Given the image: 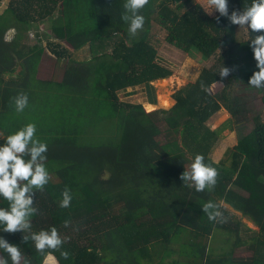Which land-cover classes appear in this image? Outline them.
I'll list each match as a JSON object with an SVG mask.
<instances>
[{
  "label": "trees",
  "instance_id": "16d2710c",
  "mask_svg": "<svg viewBox=\"0 0 264 264\" xmlns=\"http://www.w3.org/2000/svg\"><path fill=\"white\" fill-rule=\"evenodd\" d=\"M125 2L7 0L0 10V144L35 123L36 138L48 146L43 163L50 175L42 191L34 190L38 212L31 217L32 228L8 233L0 224V236L19 246L31 264H42L49 252L58 264H264V119L254 117V127L226 151L227 161L209 157L220 133L246 112L244 97L212 86L223 81V66L232 69V82L249 85L258 71L250 40L262 33L247 29V38L238 39L226 17L204 10L205 0H149L141 9L143 29L131 36L121 18ZM251 3L228 0L229 12ZM45 22L52 38L64 40H47L51 53L66 60L60 80L34 75L41 48L23 52L16 44L19 34L6 38L12 28ZM153 25L165 32L168 44L193 58H224L178 88L171 106L146 111L142 102L120 95L142 87L146 102L158 105L152 82L170 77L172 70L157 60ZM78 35L85 39L72 45ZM65 40L86 46L88 57L73 58ZM20 57L29 63L25 74H7ZM21 92L28 106L17 112L13 98ZM261 100L264 105V91ZM221 109L230 118L211 129L207 121ZM196 154L218 170L214 189L197 192L180 179ZM65 187L72 200L61 208ZM208 201L220 205L229 224L208 219L202 210ZM220 201L258 228L249 230L248 258L232 256L242 241L241 221ZM8 206L0 196V207ZM53 226L65 239L60 250L41 254L31 239L23 241L31 231ZM0 257L12 264L2 249Z\"/></svg>",
  "mask_w": 264,
  "mask_h": 264
},
{
  "label": "clouds",
  "instance_id": "9594fccd",
  "mask_svg": "<svg viewBox=\"0 0 264 264\" xmlns=\"http://www.w3.org/2000/svg\"><path fill=\"white\" fill-rule=\"evenodd\" d=\"M148 2L149 0H126L124 3L125 12L121 18L128 23V32L131 36H136L143 29L145 17L141 14V9ZM202 7L208 14H212L215 10L234 25L262 33L250 40L258 71L253 72L248 83L255 88L264 87V0H252L250 6L243 10H232L231 13L228 0H205V5ZM230 71L232 69L223 66L219 74L222 78L227 77ZM201 86L204 87L203 84ZM13 101L17 112H23L28 106L26 93L17 94ZM47 150V144L36 138L35 123L26 124L10 134L4 144H0V196L9 202L7 208L0 207V224L4 225L3 231L16 233L32 228L31 217L38 212L34 207V190L42 191L50 180L49 172L43 163ZM25 157L29 158L25 159ZM218 176V170L211 164H206L202 154H196L190 169H185L180 179L187 186L194 187L197 192H203L205 189H214ZM61 195L60 207H69L72 200L70 189L65 187ZM202 210L209 220L223 222V213L219 204L208 201L203 204ZM64 223L67 227L70 222ZM29 239L34 242L36 251L41 254H45L46 250H60L65 243V239L54 226L24 235V242ZM0 249L8 254L12 264H31L30 260L24 257L19 246L8 242L2 236H0ZM48 254L50 255L51 252ZM61 256L67 259L69 252L61 251ZM0 264H8L7 259L0 257Z\"/></svg>",
  "mask_w": 264,
  "mask_h": 264
},
{
  "label": "rangeland",
  "instance_id": "374dc122",
  "mask_svg": "<svg viewBox=\"0 0 264 264\" xmlns=\"http://www.w3.org/2000/svg\"><path fill=\"white\" fill-rule=\"evenodd\" d=\"M7 0L2 1L0 4V10L4 7ZM26 29H25V28ZM235 34L238 39H246L247 38V28L239 27L238 25H234ZM20 30V31H19ZM19 34V40L16 42L19 50L27 51L30 49L29 47L34 46L40 49V55L38 62L35 67L34 75L40 79H52V80H60L62 78L64 68L66 66L65 59H58L54 55H52L49 50V46L47 44V40L56 41L59 44H63L62 39L52 38V33L49 29L48 23H41L37 27L31 28L24 24V26L18 28H12L7 33V40H13L14 36ZM165 32L161 30L158 26L153 25L151 27L150 36L154 41V44L157 48V60L169 67L172 70V75L165 80H156L152 82L155 86V95L158 99V105H150L146 102V94L142 87L135 88H127L126 92L120 95L122 100L130 101V102H142L144 104V109L146 111H152L159 106L169 107L174 103L172 98V94L180 87L184 86L187 82L192 81L202 67H212L215 63L219 64V62L224 58V55L218 57L217 59L211 57L210 59H198L193 58L191 55H188L186 52L168 44L164 40ZM85 38L81 35L76 36L75 42L72 45H76L81 43ZM66 41V40H65ZM67 42V41H66ZM68 47H74L72 45ZM70 48V52L73 55V58L78 60L84 59L88 57V48L86 46H82L80 48L74 47V51ZM215 64V66H216ZM28 66L29 63L27 60H23L20 57L18 59L16 65L7 70V74L14 75H23L25 74V66ZM214 66V67H215ZM231 75L229 74L227 77H224L218 83H215L212 86L213 91L221 89L224 87V93L229 95L231 89L233 92L241 95L245 98V107L246 112L243 115H240L238 119H234V121L225 128L221 133L214 144L212 150L209 153V157L215 162L220 160L227 161L228 156L226 155V151L232 148L238 141V139L248 133L254 127V117H259L260 119H264V105L261 100L262 93L264 91V87L255 88L251 85L244 84L243 81L231 79ZM230 118L229 113L221 109L215 115H213L208 121L207 125L211 129H215L222 125L227 119ZM0 133V137H1ZM228 163V162H227ZM191 163L186 164V168L190 169ZM190 183V182H189ZM220 204L229 212L233 213L236 218L241 221L239 224V236L242 238V241L239 245L235 246L232 252V256L235 259H244L248 258L251 255L250 247H249V235L252 233L249 231L258 230L257 226H255L247 217L242 216L239 212L234 211L230 206L226 203L220 201ZM229 218V215L223 216L224 222ZM229 224L228 222H225ZM248 229V230H247ZM247 230V231H246ZM234 241V240H232ZM231 241V242H232ZM218 244V243H215ZM178 245L173 244L172 249L177 250ZM157 252L153 254V260L158 259ZM42 264H58L55 258L52 255H47Z\"/></svg>",
  "mask_w": 264,
  "mask_h": 264
},
{
  "label": "crops",
  "instance_id": "0c3cea01",
  "mask_svg": "<svg viewBox=\"0 0 264 264\" xmlns=\"http://www.w3.org/2000/svg\"><path fill=\"white\" fill-rule=\"evenodd\" d=\"M53 55V54H52ZM169 78V77H168ZM165 79H167V78H165ZM165 79H160V80H165ZM130 89H131V87H129Z\"/></svg>",
  "mask_w": 264,
  "mask_h": 264
},
{
  "label": "bare ground",
  "instance_id": "6f19581e",
  "mask_svg": "<svg viewBox=\"0 0 264 264\" xmlns=\"http://www.w3.org/2000/svg\"><path fill=\"white\" fill-rule=\"evenodd\" d=\"M168 79V78H167Z\"/></svg>",
  "mask_w": 264,
  "mask_h": 264
}]
</instances>
